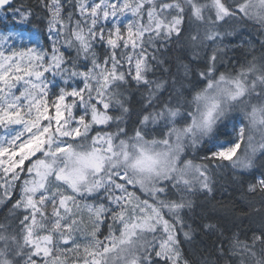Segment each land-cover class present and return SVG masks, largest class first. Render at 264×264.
I'll use <instances>...</instances> for the list:
<instances>
[{
	"label": "snow or ice",
	"instance_id": "6c2138e0",
	"mask_svg": "<svg viewBox=\"0 0 264 264\" xmlns=\"http://www.w3.org/2000/svg\"><path fill=\"white\" fill-rule=\"evenodd\" d=\"M0 264H264V0H0Z\"/></svg>",
	"mask_w": 264,
	"mask_h": 264
}]
</instances>
